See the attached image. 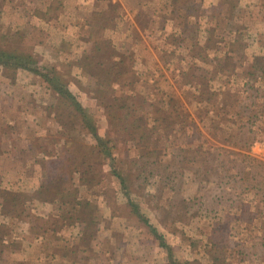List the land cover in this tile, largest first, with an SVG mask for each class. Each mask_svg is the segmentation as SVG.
<instances>
[{
  "label": "rangeland",
  "instance_id": "1",
  "mask_svg": "<svg viewBox=\"0 0 264 264\" xmlns=\"http://www.w3.org/2000/svg\"><path fill=\"white\" fill-rule=\"evenodd\" d=\"M0 50L76 97L0 63V264H90L121 240L125 264L157 246L158 264H248L264 240V0H0ZM103 197L140 232L121 239L123 217L107 232Z\"/></svg>",
  "mask_w": 264,
  "mask_h": 264
},
{
  "label": "crops",
  "instance_id": "2",
  "mask_svg": "<svg viewBox=\"0 0 264 264\" xmlns=\"http://www.w3.org/2000/svg\"><path fill=\"white\" fill-rule=\"evenodd\" d=\"M95 1V0H94ZM90 2V1H89ZM89 4H93L95 6V2L94 3H89ZM241 4H243V2L241 1ZM80 7H90V5L88 6H84V5H79L78 8ZM202 10H205V6L202 5L201 6ZM181 12V11H180ZM118 197H120V195L122 194L121 191H117L115 193ZM107 197H103V200H104V204H103V209H105V213H103V218L100 219L99 221L103 224V228H106L107 232H112V230L110 229L111 227V224H113V221H115L117 218L119 217H123L124 219L126 218L128 221V223L124 224L123 225V228L121 229V233H120V236H121V239L124 238V235L123 233L127 230L128 233L130 232H133V231H136V233L140 232L139 229L141 230V226L137 223V221H135V217L133 216V214L130 212V209L128 208V205L127 203L124 205L126 206V214H124V216H120V214H115L112 213V210L110 208V204L109 202L106 200ZM120 201H122V199H120ZM123 205V203H122ZM123 215V214H122ZM132 221V222H131ZM109 222V223H108ZM133 225V226H131ZM132 228V230H131ZM254 230V229H253ZM258 232V231H257ZM256 231H253L252 233L254 234L253 235V238L251 240V253L252 255L250 254L249 258H248V264H264V247L263 249L261 247H259L260 245V242L262 241V243H264V240H262L260 237H258V235H256L257 233ZM122 242L120 243V250L115 253V256L111 253V252H107V251H104V250H95L93 253H92V257L95 259V261H90L91 263L90 264H96V257H102V262L103 264H125V255H128L129 256V253H130V249L128 250L127 246L124 247V240H121ZM254 247V248H253ZM258 247V248H257ZM163 250L161 249L160 246H157L156 250L154 249L153 250V253H152V256L151 258L147 259L146 262H148L149 264H158V263H161V262H164L166 261L165 258H163ZM136 259L138 261L135 260V264L137 263H145L144 260L141 258V257H136ZM128 261H129V257H128ZM130 263V262H129ZM131 264H134V263H131Z\"/></svg>",
  "mask_w": 264,
  "mask_h": 264
},
{
  "label": "trees",
  "instance_id": "3",
  "mask_svg": "<svg viewBox=\"0 0 264 264\" xmlns=\"http://www.w3.org/2000/svg\"><path fill=\"white\" fill-rule=\"evenodd\" d=\"M30 55H31L30 53L21 55V54H18V52L16 53L13 51L10 52L9 50H0V63L3 65H6V66L13 67L15 69L16 68L17 69L18 68H27L29 70L36 71L38 74H40L41 77H43L45 80H47L52 85H54V87L57 90H59L60 94L63 97H65L67 99L69 98V100L72 99L73 101H75L76 97L67 88H65V87L60 88L61 86L59 87V85H57V84L55 85L54 81L57 80V78L54 77L53 75H51V72L49 73L48 70L46 71V69L41 68L38 64H35L34 68H30L27 66L31 62H34V60H31ZM106 153H107V151H106ZM118 177L121 179V176L119 174H118ZM135 213H136V211H135ZM138 216L141 220H144L139 214H138ZM149 227L151 228V230L155 231V228L152 225H150Z\"/></svg>",
  "mask_w": 264,
  "mask_h": 264
}]
</instances>
